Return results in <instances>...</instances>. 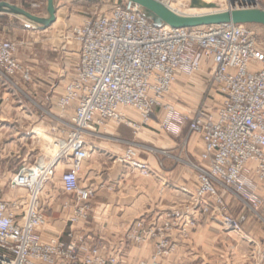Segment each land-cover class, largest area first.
I'll return each mask as SVG.
<instances>
[{
  "label": "built area",
  "instance_id": "built-area-1",
  "mask_svg": "<svg viewBox=\"0 0 264 264\" xmlns=\"http://www.w3.org/2000/svg\"><path fill=\"white\" fill-rule=\"evenodd\" d=\"M156 1L164 6L173 2ZM226 1L227 11H264V0ZM255 26L157 27L136 4L118 0L64 36L63 43L76 50L68 54L59 50L62 57L57 63L71 62L59 72H50L47 97L61 115L71 116L69 130L57 126L54 132L61 136L55 137L54 154L38 156L8 182V189L24 190L26 195L13 202L0 200V264H192L175 255L180 243L176 238L188 240L194 229H170L169 222L166 229H146L139 221L118 241L93 243L74 228L91 216L94 189L81 184L82 167L91 158L88 138L97 137L110 122L141 130L158 109L165 111L163 131L179 138L188 125L189 135H198L203 142V164L191 163L198 185L192 191L183 189L188 198L170 217L186 227L199 215H208L225 234L245 244L241 253L229 247L225 264H264V241L245 232L242 221L230 214L226 199L227 194L235 197L264 226V37ZM19 46L0 40V94L17 96L35 82L33 70L18 59ZM197 73L208 74L222 101H206L193 115L180 114L166 102L167 96L180 75ZM14 101L34 117L23 100ZM127 110L140 117L141 125L127 119ZM39 130L33 129L30 136L41 139L47 132ZM121 162L144 177L154 175L135 159L133 145ZM59 167L62 191L69 197L62 208L71 212L68 243L59 236L45 241L40 232L48 224L44 194ZM14 207H21L20 216ZM151 241L155 250L150 258L125 259L130 244L142 247ZM188 254L196 255L192 250Z\"/></svg>",
  "mask_w": 264,
  "mask_h": 264
},
{
  "label": "crops",
  "instance_id": "crops-1",
  "mask_svg": "<svg viewBox=\"0 0 264 264\" xmlns=\"http://www.w3.org/2000/svg\"><path fill=\"white\" fill-rule=\"evenodd\" d=\"M52 52H54L53 55L44 54V57L36 61V66L37 64L39 66L33 69L35 82L28 86L43 106L50 104L47 97L50 72L54 70L59 72L71 62L66 60L58 64L59 61L53 60L51 56H57L60 59L62 53L58 49ZM182 76L184 75L178 77V82H183ZM14 110L17 112L21 109L16 106ZM32 112L34 117L26 113L31 126L35 125L34 122H40L34 129H39L41 125L42 128L48 125L47 116H39L36 112ZM180 114L184 113L180 112ZM126 116L134 124L142 123L140 117L132 111L127 110ZM164 116L165 111L158 109L149 124L143 126V131L126 124L117 125L110 122L99 131L97 137L87 140L91 149V158L82 167L81 184L83 187L93 188L94 196L90 200V220L74 228L86 235L93 243L101 240L113 242L121 239L139 221H143L147 229H161L169 222L170 229H194L188 240L176 238L180 243L175 259H187L192 264H225L226 251L220 242L221 236L216 231V229H222L220 224L211 221L205 214L198 216L196 225L191 224L186 227L170 217L172 212L181 208L188 198L183 189L192 191L198 185V173L191 163L203 164L201 160L203 142L200 136L189 135L188 125L184 127L179 139L176 133L163 131L161 124ZM32 130L27 131L28 133H25L26 136L22 137L20 142L28 139L26 137ZM181 140L187 141V144L183 146L184 153L183 147L180 148L181 143H184ZM14 144L16 145V142L8 143L6 149L12 150L15 148ZM132 145L135 147V159L148 165L154 172L153 176L144 177L121 162V158ZM6 149L5 152H7ZM36 150L37 148L28 149L24 157L21 155L18 157V153L12 158V153L4 154L5 161L10 158L21 161L15 163L10 159L7 163L0 164V200L13 202L16 197L26 195L24 190L12 191L7 186L17 174V167L30 164L43 154L41 151L35 153ZM181 156L182 159L184 157V161L179 160ZM62 171L63 169L59 167L57 175L59 176L60 172L63 173ZM62 196L66 197L62 191L61 178L58 177L57 183L49 185L44 194V199L49 206L45 211L48 224L40 229V232L45 241H48L50 237L58 236L66 243L71 240L72 229L68 223L71 212L63 210L62 205L66 200ZM13 210L16 216H20L21 207H14ZM241 221L249 234L264 241V226L261 223V225L257 223L251 216ZM154 250L153 241L142 247L130 244L125 259L128 262L148 259ZM190 250L196 255L190 256L188 254ZM167 262L164 261V263Z\"/></svg>",
  "mask_w": 264,
  "mask_h": 264
},
{
  "label": "rangeland",
  "instance_id": "rangeland-1",
  "mask_svg": "<svg viewBox=\"0 0 264 264\" xmlns=\"http://www.w3.org/2000/svg\"><path fill=\"white\" fill-rule=\"evenodd\" d=\"M16 4L33 14L45 17L47 15V0H5ZM118 0H58V13L56 23L45 31H37L33 29L25 28L24 23L14 17L5 16V18H0V40L14 41L19 43L18 59L24 67L31 68L32 70L36 66V61L41 59L44 54L53 55V50L62 51L68 54L70 51H75V47L66 46L63 43L64 36H68L70 31L81 24L85 20L100 14L101 11L110 9ZM191 0H184L183 7L180 8L181 11L186 12L189 10V3ZM227 5V1H225ZM193 4L204 5L205 0H193ZM212 4L216 6H221L220 0L213 1ZM210 4L209 8H198L194 9L189 13L190 15L205 14L210 13L214 5ZM206 5V4H205ZM257 32L261 37H264V27L255 26ZM56 54V53H55ZM68 57L69 55H65ZM53 60H57V56H51ZM62 56H60L61 58ZM51 60V58L49 59ZM41 66V65H40ZM183 82H177L173 85L171 93L167 96L166 102L175 106L177 111L184 113L185 115H191L197 108L201 107L206 101L211 103V100L217 104L221 103V98L217 95L215 89L211 86L208 79L207 73H197L192 76H182ZM17 97L24 101L28 112L34 111L39 116L44 113L48 117V125L39 127L40 130L46 131L41 139L35 138L32 140L28 134L26 140L20 142L22 137H25L28 133L27 131L34 129L38 126L40 122H34V126L26 117L25 110L21 109L17 112L16 103L14 99ZM0 98H8L9 100L3 102L0 100V164H5L9 161L16 153L18 157L21 155L24 157L29 150L37 148L36 152L42 151L46 156L51 157L54 154V140L56 136H61L60 131L54 132L57 126L68 131V126L71 122V116L69 114L61 115V113L56 109V107L50 102L49 105L43 106L40 104L38 97L32 93L28 86H24L23 93H18L17 96L6 95L4 91H1ZM14 98V99H13ZM37 104L35 107L33 103ZM14 103V104H12ZM141 125V124H140ZM141 131H143V126ZM65 135H63L64 137ZM89 139V138H88ZM179 139V138H178ZM180 141V140H179ZM181 143L180 148L185 145V141ZM10 142H16L14 144L15 148L9 151L6 149V145ZM7 150L5 152L4 150ZM184 147L182 152L184 153ZM5 153H12L9 160H4L3 156ZM7 155V154H6ZM15 163H19L21 160L11 159ZM179 160L184 161V157ZM22 166L17 167V173L20 171ZM61 169H63L61 167ZM63 172V171H62ZM62 177L60 172L54 179V184L57 183V179ZM63 197V196H62ZM60 197V198H62ZM66 201L69 197H63ZM227 202L229 203L230 214L235 218L245 220L249 216H253V213L249 209H245L240 201L236 200L230 194L226 195ZM208 216V215H207ZM257 223H261L257 218L253 217ZM240 219V220H241ZM198 220L194 221L192 224L196 225ZM243 222V221H242ZM243 224V223H242ZM254 224V223H253ZM260 224V225H261ZM165 226L161 229H164ZM244 228V227H243ZM147 229V228H146ZM166 229V228H165ZM245 230V229H244ZM217 234L221 236V243L224 246L225 251L228 248H237L241 253L245 249L244 242L235 235H227L222 229H216ZM248 233V231L245 230ZM226 253V252H225Z\"/></svg>",
  "mask_w": 264,
  "mask_h": 264
},
{
  "label": "water",
  "instance_id": "water-1",
  "mask_svg": "<svg viewBox=\"0 0 264 264\" xmlns=\"http://www.w3.org/2000/svg\"><path fill=\"white\" fill-rule=\"evenodd\" d=\"M136 4L141 13L157 27L197 28L222 23L238 25H259L264 27V11L259 9H239L224 12L181 15L168 9L156 0H122ZM47 15L40 17L8 1L0 0V17L10 16L21 20L28 29L45 31L57 21L58 0H47ZM198 8H209V5L195 4Z\"/></svg>",
  "mask_w": 264,
  "mask_h": 264
},
{
  "label": "bare ground",
  "instance_id": "bare-ground-1",
  "mask_svg": "<svg viewBox=\"0 0 264 264\" xmlns=\"http://www.w3.org/2000/svg\"><path fill=\"white\" fill-rule=\"evenodd\" d=\"M213 1H216V0H205V4L206 5H210L213 3ZM226 0H220L221 2V6L219 5H215V4H212L214 5L212 11L210 13H216V12H224V11H227V5L225 3ZM183 4H184V0H173L172 4L166 6L168 9H170L171 11L177 13V14H181V15H190L189 13L194 9L195 4H193V0H191V2L189 3V10L186 11V12H183L180 10L181 7H183ZM204 4V5H205ZM185 5V4H184ZM205 14H208V13H205ZM40 131V130H39ZM41 132H43L41 130Z\"/></svg>",
  "mask_w": 264,
  "mask_h": 264
},
{
  "label": "trees",
  "instance_id": "trees-1",
  "mask_svg": "<svg viewBox=\"0 0 264 264\" xmlns=\"http://www.w3.org/2000/svg\"><path fill=\"white\" fill-rule=\"evenodd\" d=\"M122 1V0H121ZM0 18H2V17H0ZM3 18H5V17H3ZM26 28V27H25Z\"/></svg>",
  "mask_w": 264,
  "mask_h": 264
}]
</instances>
